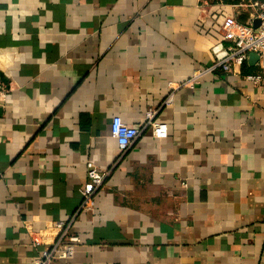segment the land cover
I'll use <instances>...</instances> for the list:
<instances>
[{
    "label": "crops",
    "instance_id": "0c3cea01",
    "mask_svg": "<svg viewBox=\"0 0 264 264\" xmlns=\"http://www.w3.org/2000/svg\"><path fill=\"white\" fill-rule=\"evenodd\" d=\"M225 15L199 0H0V264H36L91 165L109 173L70 226L73 256L52 264H264V87L220 69L188 82L223 54ZM148 109L166 138L145 128L121 153L112 118L140 127Z\"/></svg>",
    "mask_w": 264,
    "mask_h": 264
},
{
    "label": "built area",
    "instance_id": "2783aa9c",
    "mask_svg": "<svg viewBox=\"0 0 264 264\" xmlns=\"http://www.w3.org/2000/svg\"><path fill=\"white\" fill-rule=\"evenodd\" d=\"M200 7L216 4L227 5L233 15H225L220 25L222 40L226 43L223 54L218 56L212 65L193 73L188 82H193L198 77L215 69L225 73L237 72L246 81L254 86L264 87V0H199ZM244 15L245 19L239 20L236 16ZM257 25L254 26V22ZM257 55L254 65L259 72L241 74L239 68L248 61L249 55ZM185 85V84H184ZM5 93V87L0 82V98ZM171 96L164 100L168 103ZM155 109H148L144 115V122L140 127L130 126L122 121L119 116H114L110 122L109 133L121 150L126 151L140 136L143 129L148 128L155 138H166L167 125L155 119ZM108 170H99L91 165L87 170V181L82 190V200L78 207L80 211H92L94 206V195L99 191L108 175ZM73 215L67 222L57 223L60 233L36 259V264H52L56 259H68L73 256L75 246L79 242L76 234L70 232V226L74 221Z\"/></svg>",
    "mask_w": 264,
    "mask_h": 264
},
{
    "label": "water",
    "instance_id": "95a60500",
    "mask_svg": "<svg viewBox=\"0 0 264 264\" xmlns=\"http://www.w3.org/2000/svg\"><path fill=\"white\" fill-rule=\"evenodd\" d=\"M257 21H255L254 22V26H256L257 25ZM257 60V55L256 54H253V53H251L250 55H249V58H248V62H250V63H253L254 64V62Z\"/></svg>",
    "mask_w": 264,
    "mask_h": 264
},
{
    "label": "trees",
    "instance_id": "16d2710c",
    "mask_svg": "<svg viewBox=\"0 0 264 264\" xmlns=\"http://www.w3.org/2000/svg\"><path fill=\"white\" fill-rule=\"evenodd\" d=\"M245 66L248 67L249 69L251 68L250 66H247L246 63H244V64L242 65V68H244Z\"/></svg>",
    "mask_w": 264,
    "mask_h": 264
}]
</instances>
